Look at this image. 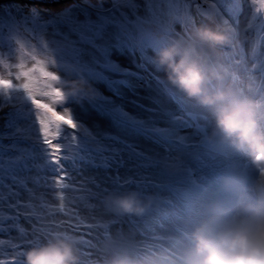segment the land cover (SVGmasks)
Returning <instances> with one entry per match:
<instances>
[{"label":"rangeland","instance_id":"374dc122","mask_svg":"<svg viewBox=\"0 0 264 264\" xmlns=\"http://www.w3.org/2000/svg\"><path fill=\"white\" fill-rule=\"evenodd\" d=\"M217 6L220 7L224 18L232 22L234 18L227 12L228 4H220L219 0L215 6L210 0H0V80L13 83V89L9 90L7 96L3 94V89L0 87V153L4 154L5 159L14 156L16 153L11 146L17 141L21 146L39 145L49 153L56 150L59 141L70 138V142H73V135L71 134L73 129L62 126V130L57 133L56 125H62V122L57 121L52 112H48V139L56 147H50L44 143V136L39 131L41 126L37 119L38 114L43 113L44 110L37 109L31 103L27 93L20 87L25 82L29 83L32 96L37 102L48 104L57 115H65V118L71 114L74 121L82 126V129L76 130L79 135L88 132L93 135L120 136L127 143L136 144L138 151L144 152L147 149L148 152H155L156 146L153 142L147 138L125 135L116 127L110 117L92 108L89 101L83 96L73 97L69 101L65 86L69 79L82 78L87 85L86 89L82 91L87 92L89 97L92 96L94 88L98 95L114 100L118 105H122L127 114L139 118L147 115L143 107L140 106L157 107L163 104L168 108L175 107L174 102L169 103L166 98L173 93L168 87L170 83L166 79L165 73H158V86L153 82L149 87H141L138 90V95H133L128 89H122L124 96L121 99L109 91L104 80L92 79L89 81L81 72L69 75V73L64 72L62 62L50 63L55 58L48 55V49L44 45L48 44L51 48L61 49V55L65 57V61L71 59V48H78L82 50V61L88 63L91 62L93 55H98V53L90 45L80 41L79 34L71 30V25L61 22L67 21L69 18L79 21L85 20L83 9L87 10L92 21H107L104 23L105 37L103 40H97V43L115 45L118 42L117 34H120L123 39H127L129 35H137L141 28L155 30L160 22L172 25L174 29L173 38L187 36L183 29V22L186 20L192 22L188 26L190 33L198 26L223 29L224 24L216 11ZM33 10L38 13V16L31 19ZM25 18L30 19L25 22ZM173 18L181 22L172 24ZM236 25L239 30V39L236 43L229 42L228 45L217 48L230 47L231 55L234 58L233 63L240 65L241 68L247 67L248 75L238 79L235 82V87L242 89L254 104L259 105L257 108L259 118L264 120V79H260L255 74V70L259 67V60L256 55L264 52V0H242V8L236 19ZM253 45L255 46V54L253 53ZM222 55L219 51L211 52V56L214 58L213 64H217ZM109 59L122 67L131 68L133 71L137 70L127 47L124 50L110 47ZM41 66L45 70L58 74L61 78L52 81L44 77L40 72ZM214 68L219 71L218 67ZM29 69H35V71L29 72ZM22 72H29V76H21L20 73ZM227 86L232 87L233 82L230 81ZM209 87L213 88L210 84ZM54 88L63 91L64 100L55 96ZM45 92L49 95H43ZM33 126L35 131H30ZM37 136H39V140L36 139ZM219 143L223 144L222 142ZM202 148L201 155L191 157L190 166L183 162V170H179L175 174L167 172L158 177L167 186L163 190V196L156 190L140 193L142 197L145 195L152 196L156 203L152 206V212L145 213L144 218H137L133 223H139L141 228L153 224L157 216L166 211V206L160 204V201L171 199L178 204H184L185 211L178 222L184 228L190 229L194 219L203 213L209 201L223 198L224 194L218 190L217 185L219 178L228 166V158L220 155L217 150L210 148L207 144L202 145ZM65 153L69 154V152ZM174 156L180 158L179 154H174ZM195 161L198 164L195 169L199 172L202 181L194 182L192 188L194 197L191 198L192 183L189 182V179L193 177L191 176V167ZM244 162L247 164L248 178L254 180L258 186L264 187V174L260 172L261 167L264 166V161L253 162L246 158ZM61 163L64 165L62 172L52 173L42 169L37 173L33 169L22 173L19 179L23 181V184L19 186L13 184L12 180L5 176L3 191L6 202L3 212L0 213V218H4L7 224L3 226V231H0V264H20L22 257L19 253L26 247V241L19 238L18 228L9 231L12 219L18 218V226L29 231V237L38 247L39 243L35 237H32V225L29 220L44 212H58L61 201L57 194L60 191L67 192L72 197L74 210H79L82 215L90 214L91 205L82 199L80 189L86 187L82 181L92 174V170L80 168L77 171L80 172V175L73 178L75 187L61 190L55 187V181L65 171L72 177L74 172L72 171L73 167L70 168V165H66L68 160L62 159ZM38 177L40 178L39 184L35 182ZM9 190L16 193L11 201L7 199ZM127 192L128 190H124L122 193L117 192L113 195H122ZM248 194L251 193H245V197ZM17 198L20 200L18 206L16 205ZM77 201H80L78 209L76 208ZM67 219L68 217L61 214L57 215L55 219L49 218L46 222L55 225L67 221ZM108 223L112 222L108 221ZM129 227L130 225L125 221V231ZM61 229L68 232L72 237L77 236V233L71 232L67 223H64ZM79 236L84 237L86 241L84 245L89 248H85L84 245L80 246V264H97L95 243H87L88 241H95V236H88L84 231H81ZM83 247L84 253H82ZM171 261V255L166 256L164 253L158 255L145 254L144 256V264H171Z\"/></svg>","mask_w":264,"mask_h":264},{"label":"snow or ice","instance_id":"6c2138e0","mask_svg":"<svg viewBox=\"0 0 264 264\" xmlns=\"http://www.w3.org/2000/svg\"><path fill=\"white\" fill-rule=\"evenodd\" d=\"M210 2L215 6L217 0H210ZM219 2L220 4H228L227 12L234 18L232 22H229L228 19L224 18L220 7H216V11L224 24L222 30L229 37L230 42L235 44L239 39L236 19L242 8V0H219ZM82 12L85 15L83 21L69 18L67 21L61 22L71 25V30L79 34L80 41L90 45L98 55H93L91 62L85 63L81 59L82 50L72 47L71 59L65 61V57L61 55V49L51 48L50 45L45 44L44 47L48 49V55L55 58L50 63L62 62L65 73L81 72L85 74L89 81L92 79L104 80L109 91L115 97L121 99L124 96L122 89H128L133 95H138V90L141 87H149L153 82L157 86L159 85L158 73H164V69L157 63L155 54L173 38L174 29L172 25L160 22L155 30L141 28L137 35H129L127 39H123L120 34H117L116 39L118 42L115 45L98 44L97 40H103L105 37L104 23L107 21L94 22L86 9H83ZM37 16L38 13L33 10L30 18L34 19ZM30 18H25V22ZM180 22L176 18L172 20V24ZM191 23L187 20L183 22V29L187 36L191 34L188 32V26ZM110 47L121 50L127 47L137 70L133 71L131 68L122 67L111 61L109 59ZM216 51L221 52L223 55L217 64H213L214 58L211 56V62L213 67L219 68L220 77L211 80L209 84L213 88H217L227 86L231 81L233 82L232 87L245 95L242 89L235 87V82L248 75L247 67L241 68L240 65L233 63L234 58L231 55L230 47H212L210 49V52ZM253 53L255 54L254 45ZM262 57H264V52L256 55L259 60V67L255 70V74L260 79H264V59ZM32 71H35V69H29V72ZM29 72H22L20 75L28 77ZM40 72L52 81L61 78L58 74L45 70L43 66L40 67ZM0 87L3 89V94L7 96L9 90L13 89V83L0 80ZM20 87L27 93L31 103L37 109L44 110L43 113L37 116L41 126L39 131L44 136V143L50 147H56L48 139L49 118L47 113L52 112L56 120L62 122V125H56L57 133L62 130V126L73 129L71 149L74 155L69 157L65 154L68 146H64L63 149L56 147L55 151L49 153L36 144L21 146L19 141L11 146L16 153L14 156L5 159L4 154L0 153V213L3 212L6 202L3 191L5 176H8L13 184L19 186L23 184V181L19 179L20 175L33 169L37 173L42 169L52 173L62 172L64 169V165L61 163L62 159H71L73 167L77 171L80 168L92 170V174L82 181V184L86 187L80 189L82 199L91 205L90 214L82 215L79 210H74L72 197L67 192L60 191L57 194L61 201L58 212H44L29 220L32 225V237L36 238L39 245L47 242L53 235L72 237L68 232L61 231L63 224L67 223L71 232L77 233V236L72 238H74L79 252L81 251L80 246L86 243L79 236V233L84 231L88 236H95V241H88L87 243H95L97 264H109L114 256L120 255L131 257L135 264H144L145 254L158 255L159 253H164L166 256L171 255V264H183V254L188 246L189 229L184 228L178 222L185 211L182 204H178L171 199L161 200L160 204L166 206V211L157 216L153 224L141 228L139 223H133V221H136L137 218H144L145 214L141 216H121L114 213L107 206L106 197L124 190H135L141 194L156 190L163 196V190L167 186L158 177L168 172L165 168V161L171 159L174 154H179L181 160L180 170H183V162L190 166L191 157L201 155L203 152L202 145L204 144L217 150L220 155L226 156L228 165L238 162L236 166L248 177L247 164L244 162L246 157L233 153L226 143H219L218 136L212 135L214 123L211 110L187 96L171 83L168 87L173 94L166 98L169 103L174 102L175 107L168 108L163 104L157 107L140 106L143 107L147 115L139 118L127 114L122 105H118L114 100L98 95L94 88L91 97L87 92L79 90L67 94L69 101L73 97L83 96L89 101L92 108L110 117L116 127L125 135L143 137L153 142L156 151L147 153L138 151L136 145L127 143L120 136L109 134L101 136L88 132L79 135L76 130L78 128L82 129V126L74 121L71 114H68L65 118V115H57L48 104L37 102L32 96L29 83L25 82ZM53 91L57 98L60 100L65 99L61 89L54 88ZM43 95L47 96L49 93L45 92ZM254 105L256 108L259 107V105ZM260 122L264 125V120H260ZM30 131H35L34 126ZM36 139L39 140V136ZM256 160L258 162L264 161V154L257 155ZM260 172L264 174V166L261 167ZM35 182L39 184L40 178L38 177ZM55 187L61 190L74 188L73 177L68 172H63V175L55 181ZM14 196H16V193L9 190L7 199L10 201ZM154 203L156 201L153 200ZM19 204L20 200L17 198L16 205ZM79 204L80 201H77V209ZM152 211L153 208L151 207L147 213ZM61 214L68 217L67 221L55 225L46 222L49 218L55 219L57 215ZM108 221L112 223H108ZM125 221L130 225L127 231L124 228ZM6 224L7 221L0 218V231H3V226ZM18 225V218H13L9 231L18 228L19 238L26 241L25 250L19 253L22 257L20 264H24L25 251L37 246L29 237V231ZM149 244L151 246L146 247Z\"/></svg>","mask_w":264,"mask_h":264},{"label":"clouds","instance_id":"9594fccd","mask_svg":"<svg viewBox=\"0 0 264 264\" xmlns=\"http://www.w3.org/2000/svg\"><path fill=\"white\" fill-rule=\"evenodd\" d=\"M229 42L222 29L198 26L189 36L170 39L155 59L169 83L211 110L212 135L233 153L256 162L257 155L264 154V125L253 101L231 86L209 87L211 80L220 77L212 65L210 49ZM65 87L70 94L87 85L78 77L69 79ZM180 165L178 156L165 161L170 174L178 172ZM196 166L195 161L192 173L201 177ZM189 182L193 187L194 179ZM217 186L223 198L209 201L192 222L183 264H264V187L246 177L235 162L226 167ZM245 193L251 196L245 197ZM106 204L114 213L141 216L152 207L153 197L129 190L106 197ZM24 264H80V256L74 238L53 235L47 242L26 250ZM109 264L135 262L120 255Z\"/></svg>","mask_w":264,"mask_h":264},{"label":"trees","instance_id":"16d2710c","mask_svg":"<svg viewBox=\"0 0 264 264\" xmlns=\"http://www.w3.org/2000/svg\"><path fill=\"white\" fill-rule=\"evenodd\" d=\"M72 135H73V133H71ZM64 140V139H63ZM60 143H59V146L58 147H61L62 149L64 148V146H68L67 147V149H66V152H69V154H67V153H65L67 156H69V157H71V156H73L74 154H73V152H72V149H71V145H72V143L73 142H70V138L69 139H67V140H65V141H59ZM136 145V144H135ZM144 152H148V150L146 149V150H144ZM66 160H68V163L66 164L67 166L68 165H70L69 167L71 168V167H73V162H72V160L71 159H66ZM72 171H74L73 172V178L75 177H78L79 175H80V172H77V170L76 169H74V167H73V170ZM118 193H122L123 191H117ZM117 192H115V193H117ZM120 195V194H119ZM11 200H13V199H11ZM10 200V201H11ZM36 201V200H35ZM44 202H45V200H44ZM46 203V202H45ZM87 212V211H86ZM61 231L62 232H65L63 229H61ZM83 239H84V237H82ZM85 246V245H84ZM86 248H88L87 246H86ZM6 252V251H5Z\"/></svg>","mask_w":264,"mask_h":264},{"label":"bare ground","instance_id":"6f19581e","mask_svg":"<svg viewBox=\"0 0 264 264\" xmlns=\"http://www.w3.org/2000/svg\"><path fill=\"white\" fill-rule=\"evenodd\" d=\"M86 248V247H85ZM87 249H89V248H87ZM82 253H84V247H83V251H82Z\"/></svg>","mask_w":264,"mask_h":264}]
</instances>
